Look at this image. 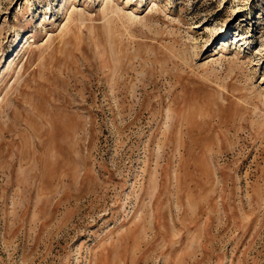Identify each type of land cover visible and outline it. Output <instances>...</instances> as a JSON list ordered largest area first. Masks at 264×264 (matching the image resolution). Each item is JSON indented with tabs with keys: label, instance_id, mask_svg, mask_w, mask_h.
I'll return each instance as SVG.
<instances>
[{
	"label": "rangeland",
	"instance_id": "rangeland-1",
	"mask_svg": "<svg viewBox=\"0 0 264 264\" xmlns=\"http://www.w3.org/2000/svg\"><path fill=\"white\" fill-rule=\"evenodd\" d=\"M0 264H264V0H0Z\"/></svg>",
	"mask_w": 264,
	"mask_h": 264
}]
</instances>
